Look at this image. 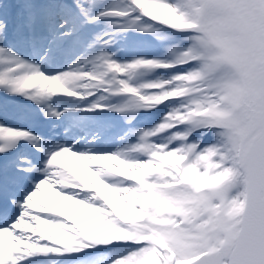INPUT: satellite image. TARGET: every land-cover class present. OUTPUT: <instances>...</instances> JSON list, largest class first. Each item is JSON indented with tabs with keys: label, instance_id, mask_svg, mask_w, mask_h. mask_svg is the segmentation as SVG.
Wrapping results in <instances>:
<instances>
[{
	"label": "snow or ice",
	"instance_id": "6c2138e0",
	"mask_svg": "<svg viewBox=\"0 0 264 264\" xmlns=\"http://www.w3.org/2000/svg\"><path fill=\"white\" fill-rule=\"evenodd\" d=\"M0 264H264V0H0Z\"/></svg>",
	"mask_w": 264,
	"mask_h": 264
}]
</instances>
